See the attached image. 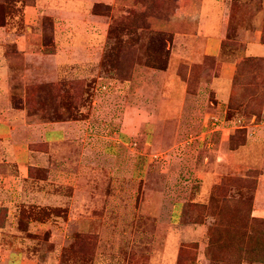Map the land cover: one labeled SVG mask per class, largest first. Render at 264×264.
<instances>
[{"label":"rangeland","instance_id":"1","mask_svg":"<svg viewBox=\"0 0 264 264\" xmlns=\"http://www.w3.org/2000/svg\"><path fill=\"white\" fill-rule=\"evenodd\" d=\"M262 46L264 0H0V264H263Z\"/></svg>","mask_w":264,"mask_h":264},{"label":"crops","instance_id":"2","mask_svg":"<svg viewBox=\"0 0 264 264\" xmlns=\"http://www.w3.org/2000/svg\"><path fill=\"white\" fill-rule=\"evenodd\" d=\"M262 47H264V46H262ZM260 51H261V52H260ZM259 52H260V53H264V48H258V49H257L256 51H254L253 53H259ZM253 53H252V54H253ZM51 129H52V130L57 129V131L59 132V130L62 129V128H52V127H51L50 130H51ZM60 133H62L61 135H63V138H64V136H65V134H66V131H65V130H61ZM53 135H54V134H53ZM56 135H57V134H56ZM58 138H59V137H58ZM52 139H53V142H55V141L57 142V141H58V139H56V136L53 137ZM52 139H51V140H52ZM49 140H50V139H49Z\"/></svg>","mask_w":264,"mask_h":264},{"label":"trees","instance_id":"3","mask_svg":"<svg viewBox=\"0 0 264 264\" xmlns=\"http://www.w3.org/2000/svg\"><path fill=\"white\" fill-rule=\"evenodd\" d=\"M257 260H260L264 264V256H260L259 258H257Z\"/></svg>","mask_w":264,"mask_h":264}]
</instances>
